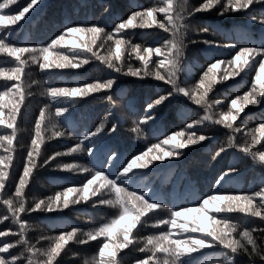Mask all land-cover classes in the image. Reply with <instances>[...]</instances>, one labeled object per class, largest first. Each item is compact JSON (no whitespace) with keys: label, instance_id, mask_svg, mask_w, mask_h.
<instances>
[{"label":"trees","instance_id":"obj_1","mask_svg":"<svg viewBox=\"0 0 264 264\" xmlns=\"http://www.w3.org/2000/svg\"><path fill=\"white\" fill-rule=\"evenodd\" d=\"M3 2V0H0ZM31 0H19V3L10 6L11 11H2L0 14L15 15L18 11L27 6ZM224 0L213 6L212 10L192 12V9L198 8L205 0H173V14L180 11L178 5H184V55L181 61L182 69L177 75V81L181 87L189 91H195L197 95L202 89L199 88L201 76L207 70L210 63L216 59L222 61L221 66L214 70L217 82L213 85V90L205 98L212 108L210 115L213 120L220 118V114L235 109L231 108L230 101L237 96L249 92L252 87V81L255 77V69L251 72H242L236 78L229 77L228 80H221L220 77L227 74L231 66L227 64L235 55L240 47L254 46L249 41H264V5L256 4L239 12H228L223 16L217 15L222 7ZM163 0H39L37 6L26 19L18 22V25H12L7 31H4L0 38L5 39L15 47L25 46H47L52 39L60 35L65 26L91 27L95 24L104 29L105 34L112 33L113 38L97 40L92 47L97 50V55L107 57L109 53L115 55V39H122L125 43L122 45L121 62L116 66L122 67L124 72L128 71V65L131 63L133 69L142 70L144 65L133 51L132 46L143 48L162 47L165 40L170 39V32H166L158 26V23L167 25V18L164 13L158 11L163 7ZM152 7L157 9L154 12L155 21H148L145 27H139L141 18L134 19L135 27L122 29L119 34L113 32L116 24L120 20H127V17L133 11H143ZM188 13H191L190 15ZM256 19L253 20L252 17ZM145 19H148L145 17ZM207 28V32L201 29ZM3 31V29H0ZM10 32V36H9ZM90 33H65L64 39H71L77 43L90 39ZM202 40H213L220 43V47L208 48ZM103 43L104 47H99ZM223 45H232L225 47ZM51 52L62 53L72 58L73 63L78 59H84L83 56L74 57L72 46L70 44H58L50 49ZM91 57V54H88ZM38 62L33 63L28 53H24L21 59L25 61L24 69L21 74V81L7 79L0 76V92L11 88L15 84L22 83L23 102L17 114L14 127L17 129L16 136L13 139L11 152L6 151L7 143L0 145V157H4L7 163V156L12 155L13 161L8 166L11 175L6 178V186L0 189V216L5 217L0 221V232L6 235L0 237V247L4 243L15 244L19 239L20 227L15 221L21 220L27 226L24 235L30 245H35L41 250L35 254L33 264H42L47 257L43 250L50 248L61 232L70 231L76 227L80 239H87L85 233L93 230L103 223L110 222L120 214L118 206L99 205L98 199L114 200L115 194L110 189H101L96 196H90L88 201L70 203L67 207L62 206L63 191L72 187L82 190L83 184L94 174L91 169L94 167L100 170L103 167H109L106 174L120 171L121 161L117 165H109L105 159V150L111 147L122 155V164L133 155H139L147 151L153 144L160 145L161 148L169 150L170 146L163 144L166 136L173 132H182L184 135L178 139H187L189 131L195 132L197 136L206 135L211 139L202 144L186 148L180 158H166L165 161H154L148 169L135 170L127 176L121 177L128 185L136 184L139 186L147 185L145 189L148 197L151 199L165 201V208L173 204L185 207H196L195 204L186 203L183 198L195 193L193 199L203 200L206 195H251L252 193L264 188V165L258 158L256 161L251 156H245L236 148H227L224 152L216 155L219 150L227 143L229 135L233 136V142L248 146L251 142L248 130H252L253 136H258L256 131L260 123H264V104L258 106H246L244 112L240 113L237 121H233V129H228L224 125L205 122L203 126H194L189 128L191 120L199 119L204 112L203 105H196L194 101L189 100L183 94L173 93L171 97L161 105L157 106L156 111H146L147 103L158 99L159 96H168L172 91L170 84L157 80L154 75L144 79L131 75L116 74L108 69L101 61L90 58L87 64L79 68L49 69L41 70L39 62L42 57L37 53ZM150 59V71H159L166 74L165 69L160 68L157 61L163 57L153 52ZM18 66L13 57L6 53H0V68L12 69ZM258 63L256 67H258ZM141 71V75H142ZM112 76L116 77V82L112 90H102L91 94L90 97L78 98L73 100L54 101L48 94L50 87H74L81 82H92L94 80H107ZM257 95L259 94V85H256ZM108 97H111L109 101ZM21 99L20 96L13 93L3 98L5 104L3 115H10L12 106ZM219 100L218 105L214 101ZM57 103L67 105V111L61 116L56 117V107L63 106ZM45 108V118L41 124L40 150L35 155L37 167L29 178V183L25 186L22 193V199L25 211H22L17 218H13L9 212L8 205L3 201L11 199L14 207L20 206L21 198L15 196L16 184L23 173L24 164L27 159V153L32 148V139L36 136V120L40 118V109ZM159 116L160 119L149 121L146 118ZM104 121V129L98 136L93 137L91 141H85L87 147H93L90 155L86 148L83 151L68 153L67 149L74 147L79 142L81 134L93 131L94 128ZM113 124L116 131L109 132ZM241 129V131H235ZM60 131L63 135L55 137L54 133ZM12 129L5 125H0V136L11 135ZM71 133V136L68 135ZM84 148V145H82ZM156 151H159L157 149ZM251 151H264V138L252 144ZM54 153H62L55 157L48 164L44 161ZM111 155V152L107 153ZM63 164H72L73 166H83L89 171L81 172L79 168L76 171L62 170L58 166ZM229 166L237 169L230 173L221 181L222 187L219 193L214 192L215 181L225 172ZM3 168V165H0ZM131 177V179H129ZM114 178V177H110ZM94 184L92 187H95ZM129 190H135L129 188ZM61 193L60 199L56 200V193ZM75 196L73 193L69 199ZM53 204V210L47 211L49 200ZM44 201V207L35 210V203ZM224 204V201L220 202ZM254 203L259 204L260 198L255 197ZM61 207L56 208L55 205ZM27 209H33L27 211ZM178 210V209H174ZM264 215V210H262ZM209 216H216L217 219L227 218L231 223L240 226H247L250 229H256L254 236L258 245L264 248V221L259 217L245 215L237 211L210 213ZM170 218V214L163 210L146 213L142 217L143 223L134 230L135 247L129 246L122 250L121 264H135L136 259H143L145 253L137 249L144 246L145 238L149 235H158L160 231L167 232L168 225H159L153 227L157 219ZM178 223H180L178 221ZM207 223V221L205 222ZM199 235V234H197ZM184 239L179 231L174 228L171 233V239ZM104 243V237H98L89 241L87 244H79L75 241H69L61 250L54 264H97L100 257L98 255L99 247ZM12 255H21L22 260L26 259L27 253L24 252L22 245H15L10 248ZM151 254V253H147ZM5 255L7 253H0ZM161 264L164 257L161 256ZM185 264H223L224 250L217 245L205 247L192 252L185 258ZM248 256L244 253L238 257L240 264H248ZM256 264H264L259 258H256Z\"/></svg>","mask_w":264,"mask_h":264},{"label":"snow or ice","instance_id":"obj_2","mask_svg":"<svg viewBox=\"0 0 264 264\" xmlns=\"http://www.w3.org/2000/svg\"><path fill=\"white\" fill-rule=\"evenodd\" d=\"M164 5L158 9L159 12L164 13L167 18V25L164 23H158L155 21L154 12L157 9L152 7L146 8L143 11H133L127 20H120L113 32L119 34L122 29H129L130 27H135L134 19L141 18V23L139 27L143 28L151 20L152 23H158V26L166 32H170V39H167L163 43L162 47H147L143 48L142 52L140 46L133 45V51L136 52L139 60L143 62V69H133L131 63L128 65V71L125 73L122 67L116 66L117 63L121 62L122 57V45L125 43L122 39H115V55L114 58L110 52L107 57L97 55V50H94L92 45L97 43V40L112 39V33L105 34L104 29L97 27L95 24L91 27H80V26H65L63 32L56 36L50 41L47 46H25V47H15L10 43H6L5 39L0 38V53H6L9 57L15 58L18 66L12 69L0 68V76H5L7 79H15L16 81H21V74L24 69L25 61L21 59L22 54L28 53L31 57L33 63L38 62L37 53L42 57V62H39V68L41 70L49 69H65V68H79L83 64H87L90 58H95L105 66L112 70L116 74L123 73L124 75H131L144 79L150 75H154L157 80L164 81L170 84L172 91L168 93V96L161 95L158 99L153 100L151 103H147L146 111L155 112L157 106H161L168 97H171L173 93L183 94L189 100L194 101L196 105H203L205 114L199 119L191 120L188 125L189 128L194 126H203L205 122L214 123L217 125H224L228 129H233V121H237L240 113L244 112L246 106H258L264 104V41H249L250 44L254 46L240 47L238 51L227 64L231 66L227 70V74L220 77L221 80H228L229 77L236 78L240 76L242 72H251L255 69V77L252 81L253 87L249 92L243 94V102L241 97L230 101L232 109H235V113L231 110L223 112L220 114V118L213 120L212 116L209 114L212 108L205 98L213 90V85L217 82V77L215 74L216 69L221 66L222 61L216 59L214 63H210L207 66V70L201 76L199 81V88L202 91L197 93L195 91H189L185 87H181L177 81V75L182 69L181 61L184 55V5L180 4L179 12L173 14V0H163ZM19 3V0H3L0 2V12L11 11L10 6ZM39 0H31L27 6L21 8L18 14L15 15H5L0 14V36H3L4 31H7L12 25H18V22L22 19H26L30 10L37 6ZM220 3V0H205V3L201 4L198 8L192 9V12L208 11L212 10L214 5ZM256 4L264 5V0H224L220 11L217 13L219 16H223L228 12H239L245 9H249L250 6H255ZM189 15L191 13H188ZM147 17L148 19H145ZM253 20L256 19L255 16L252 17ZM264 23V20H261ZM202 32H207L208 29H201ZM90 33V39L77 43L75 41H68L64 39L65 33ZM10 36V32H9ZM203 43L208 48L220 47V43L213 40H202ZM58 44H70L72 46V53L74 57L83 56L84 59H78L73 63L72 58L65 56L62 53H53L50 49ZM225 47H233L232 45H223ZM99 47H104L103 43ZM155 52L160 54L163 59L157 61L160 68L165 69L166 74H161L159 71H150V59L151 54ZM91 54V57L88 54ZM258 63V67H256ZM142 71V75H141ZM116 82V77L112 76L107 80H94L92 82H81L78 86L74 87H50L47 89V94L54 101H64L73 100L78 98L90 97L91 94L100 92L102 90H112V86ZM259 85V94L257 95L256 85ZM20 96L21 99L12 106L10 115L5 117L3 115V110L5 104L3 103V98L10 93ZM111 101V97H108ZM23 102V92L22 83L15 84L11 88H7L6 91L0 92V125H5L7 128L12 129L11 135L0 136V145L4 142L7 143L6 151L11 152L13 139L16 136L17 129L14 127L15 121L17 119V114L20 110V105ZM214 104L218 105L219 100L214 101ZM59 105L56 107L55 115L56 117H61L67 111V105L64 103H57ZM45 118V108L40 109V118L36 120V136L32 139V148L28 150L27 159L24 164L23 173L19 177V182L16 184L15 196L17 198L22 197V193L25 186L29 183V178L37 167L35 155L39 154L40 150V134H41V124ZM149 121H155L160 119V117L153 116L146 118ZM116 125L113 124L109 132L116 131ZM104 129V121L102 120L99 125H97L93 131H88L86 134H81L79 137V142L74 145V147L68 148V153L79 152L87 150L91 155L93 147H87L85 141H91L93 137L98 136ZM235 131H241V129H235ZM259 132L258 136H253L252 130H248V135L251 138V142L248 146L242 144H236L233 142V136L229 135L227 138V143L222 147L219 152L216 153L217 156L224 152L227 148H236L239 152L243 153L245 156H251L254 161L259 160V162L264 165V151L253 152L251 151L252 144L260 141L264 138V123L258 125L257 130ZM63 134L60 131L54 133L55 137H61ZM71 136V133H68ZM184 135L182 132H173L171 135L166 136L163 140V144L169 145L170 149L165 150L161 148L158 144H153L145 152H141L139 155H133L131 159L127 161L126 165L122 164V155L111 147L105 150V159L109 162V165H117L118 161H121L120 171L113 172L112 174H106V170L109 167H103L100 170H96L94 167L91 171L94 172L91 178L83 184L82 190H78L72 187L66 188L63 191V202L62 206L67 207L70 203L79 202L80 200L88 201L90 196H96L101 189H110L115 194L114 200H104L98 199L97 203L101 206L103 205H113L118 206L120 214L118 217L112 219L110 222L103 223L99 227L88 231L85 233L87 239H80L77 235L79 230L76 227H72L70 231L61 232L56 238V242L47 250H43V254L47 257L42 264H54L57 261V257L61 254V250L69 241H75L79 244H87L89 241L95 240L98 237H104V243L99 247L98 255L100 257L97 264H121V253L122 250L128 248L129 246L135 247L134 244V230L138 229V225L143 223L142 217L146 213L156 212L158 210L166 211L170 214V218L167 219H157L153 227L159 225H168L169 230L167 232L160 231L158 235H149L145 238L144 246L138 248L137 250L141 253H145L143 259H136L135 264H161L160 257L163 256V264H185V257L194 251L205 247H212L217 245L224 250L223 264H240L238 257L241 253L248 256V264H256V258L264 261V248L258 245V241L254 236L256 229H250L247 226H243L240 230V226L231 223L227 218L217 219L216 216H209V211L214 210L216 213L222 212H232L239 211L245 215H251L254 217H259L264 221V215H262V210H264V188L259 191L252 193L251 195H206L203 200L193 199L192 197L196 194L190 193L186 195L183 200L186 203L195 204L196 207H185L182 205L173 204L171 207L165 208V201L151 199L148 197V192L150 188L147 185L139 186L136 184L128 185L121 177L127 176L130 172L135 170L148 169L154 161H165L166 158H180L183 151L194 145L202 144L203 142L211 139L206 135L197 136L195 132L189 131L187 133V139H178ZM84 145V148H82ZM159 149V151H156ZM111 152V155L107 153ZM62 155V153H54L49 156L47 160L44 161L48 164L55 157ZM13 161V156H7V163H5L4 157H0V189H4L6 186V178L11 175L8 170L9 164ZM62 170L76 171L79 168L81 172H87L89 169L83 166H73L72 164H63L58 166ZM237 169L233 166H229L225 172H222L220 177L216 179L213 191L219 193L221 191V181L224 177L228 176L230 173L236 172ZM114 177V178H110ZM131 179V177H129ZM264 183V180L261 181ZM95 187H92L93 185ZM129 188H134L135 190H129ZM75 193V196L70 200L69 197ZM61 193H56V200H59ZM259 197L260 203L255 204L254 198ZM214 201H239L240 204L226 206L224 204H219V206H214ZM5 205H8L9 212L13 218L19 217L22 211H25V206L23 199L20 200V206L14 207L12 205L11 199H5L3 201ZM44 201H39L35 203V210L42 209L44 207ZM56 208L61 207L60 204L55 205ZM178 209V210H174ZM33 209H27V211H32ZM47 211L53 210V204L51 199L48 202ZM196 213V216L189 217L186 214ZM134 216L135 222L131 227L127 226L128 217ZM180 218H184L183 222L178 223ZM206 218L207 223L204 219ZM5 217L0 216V221H3ZM19 224L20 232L19 239L15 241V244L4 243L0 247V253H7L5 255H0V264H33L32 257L40 252L35 245H30L28 240L24 235L26 229L25 223L21 220H16ZM207 225V226H206ZM179 231V234L184 237V239H171V233L174 230ZM199 234V235H197ZM5 232H0V237L5 236ZM15 245H22L24 252L27 253L26 259L21 258V255H12L9 252L10 248L15 247ZM147 253H151L150 255ZM85 264H88L87 260Z\"/></svg>","mask_w":264,"mask_h":264},{"label":"clouds","instance_id":"obj_3","mask_svg":"<svg viewBox=\"0 0 264 264\" xmlns=\"http://www.w3.org/2000/svg\"><path fill=\"white\" fill-rule=\"evenodd\" d=\"M214 206H219L220 201H214ZM226 206H232V205H239L240 202L239 201H225L224 202ZM135 217L134 216H130L128 217V221H127V226L131 227V225L135 222ZM207 226V225H206Z\"/></svg>","mask_w":264,"mask_h":264},{"label":"rangeland","instance_id":"obj_4","mask_svg":"<svg viewBox=\"0 0 264 264\" xmlns=\"http://www.w3.org/2000/svg\"><path fill=\"white\" fill-rule=\"evenodd\" d=\"M70 41H73V40L71 39ZM209 212H210V213H213V212H215V211H214V210H210ZM196 215H197L196 213H189V214H186V216H189V217H193V216H196ZM183 219H184V218H180L178 221L181 223V222H183ZM202 219H204L205 222L207 221L206 218H202Z\"/></svg>","mask_w":264,"mask_h":264}]
</instances>
